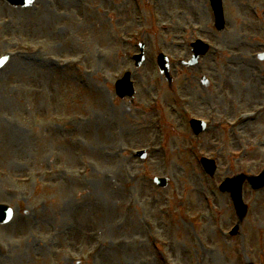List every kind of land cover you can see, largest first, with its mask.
I'll list each match as a JSON object with an SVG mask.
<instances>
[{
	"label": "rangeland",
	"instance_id": "1",
	"mask_svg": "<svg viewBox=\"0 0 264 264\" xmlns=\"http://www.w3.org/2000/svg\"><path fill=\"white\" fill-rule=\"evenodd\" d=\"M259 9L241 14L225 6L230 33L204 35L220 51L194 69L171 66L170 89L155 68L156 59L160 52L191 59L189 43L196 35L187 36L184 45L183 29L191 23L214 28L207 0H37L29 10L0 0V55L24 52L23 44L42 49L26 50L28 55L9 59L0 70V205L16 212L10 225L0 227V264H75V257L85 258L81 264H256L264 249V191L246 187L250 215L239 235L227 239L221 231L234 226L237 217L218 187L226 178L256 176L264 169V160L257 158L260 151L264 157V115L244 130L219 128L215 121L200 138L189 121L207 117L212 107L218 118L236 117L218 75L228 94H237L234 108L257 101L246 110L264 106V63L252 65L250 51L237 47L241 38L249 45L252 36L264 42V34L254 31L263 29ZM163 24L172 30H163ZM140 28L146 30L140 40L118 39ZM23 31L31 40L14 38L23 37ZM140 44L147 48V60L137 70L133 57ZM239 51L249 55L240 60ZM79 55L86 60L68 69L50 61ZM128 67L137 91L134 104L115 92ZM203 77L209 87L202 86ZM179 100L190 116L182 113ZM161 139L165 150L145 161L128 154ZM240 149L246 157L232 160L229 153ZM217 152L219 171L211 180L200 159ZM84 168L87 173L81 175ZM21 178L31 181L19 185ZM155 178H169L170 186L159 190ZM129 201L135 206L126 212ZM195 214L202 219L190 224ZM175 216L188 222L182 226L191 234L184 235L183 262L177 257L185 239L180 242L182 232L174 229ZM146 220L154 223L155 233ZM158 239L170 241L171 248L155 245ZM97 243L103 248L92 257Z\"/></svg>",
	"mask_w": 264,
	"mask_h": 264
},
{
	"label": "water",
	"instance_id": "2",
	"mask_svg": "<svg viewBox=\"0 0 264 264\" xmlns=\"http://www.w3.org/2000/svg\"><path fill=\"white\" fill-rule=\"evenodd\" d=\"M219 6V0H216ZM20 2H23V0H21ZM218 14L220 15L219 12V8L217 9ZM207 50L203 49L202 51H197V55L196 58H198V56H200L201 54H205ZM120 90H122L120 88ZM127 94V92H122L120 91V96L124 97ZM208 173L211 175L214 174V171H208ZM242 182H244L243 180H238V181H230L228 182L224 187H223V191L224 192H229L232 195L234 204L236 206V209L238 212L241 213L242 216H244L246 214V210L245 207H243L242 205V200H241V188H242ZM253 188L254 189H259L261 187L264 186V178H261L260 181H253Z\"/></svg>",
	"mask_w": 264,
	"mask_h": 264
}]
</instances>
